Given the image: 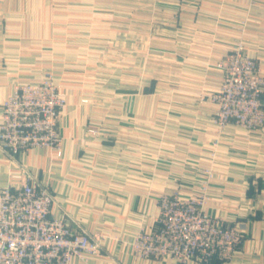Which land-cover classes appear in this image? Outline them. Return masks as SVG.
Segmentation results:
<instances>
[{"label": "crops", "instance_id": "obj_1", "mask_svg": "<svg viewBox=\"0 0 264 264\" xmlns=\"http://www.w3.org/2000/svg\"><path fill=\"white\" fill-rule=\"evenodd\" d=\"M144 3L142 7L149 6ZM157 4L163 9L158 12L173 23L165 25L184 29L162 28L157 37L164 41V55L173 57L165 69L179 74L173 112L166 117L169 127L120 128L124 138L120 144L87 139L84 109L68 106L60 122L62 155L32 148L12 156L0 147V188L21 186L26 170L49 185L52 216L77 217L100 239V253L85 260L74 257L71 264H179L175 257L136 256L130 245L133 232L144 219L154 223L159 210L154 196L171 191L174 184L185 193H200L197 170L211 167L215 176L207 209L227 223L238 224L244 239L231 259L213 257L188 264H264V127L249 131L230 122L219 133L207 98L220 87L223 73L218 63L234 36L264 71V0H158ZM20 7L26 8L27 1L0 0V123L2 100L14 86L20 80H38L27 73L35 71L32 68L6 67V72L2 66L6 55L19 60L21 40L34 38L26 31L28 19L18 15ZM17 41L19 46H13ZM26 48L23 54L32 55ZM160 102L167 103L159 101V107ZM152 135H163L160 144L154 141L155 147L149 142ZM217 135L220 143L214 147ZM210 151L217 153L216 159ZM149 152H158L157 167L151 169ZM134 164L141 165L139 175Z\"/></svg>", "mask_w": 264, "mask_h": 264}, {"label": "built area", "instance_id": "obj_2", "mask_svg": "<svg viewBox=\"0 0 264 264\" xmlns=\"http://www.w3.org/2000/svg\"><path fill=\"white\" fill-rule=\"evenodd\" d=\"M218 67L223 73L221 84L209 95L218 131L230 122L249 131L263 128L264 71L245 44L239 41ZM65 104V96L51 77L17 83L2 103L0 147L12 156L48 148L60 157L58 122ZM208 183L187 199L178 193L161 198L155 228L139 227L130 242L135 255L175 257L180 264L231 257L241 241V229L226 226L196 206L208 199ZM52 201L49 185L29 172L21 186L0 188V264H71L74 257L85 260L100 253L98 237L72 228L64 216L51 215Z\"/></svg>", "mask_w": 264, "mask_h": 264}, {"label": "rangeland", "instance_id": "obj_3", "mask_svg": "<svg viewBox=\"0 0 264 264\" xmlns=\"http://www.w3.org/2000/svg\"><path fill=\"white\" fill-rule=\"evenodd\" d=\"M14 1H27L26 8L20 7L16 10L20 17L24 15L25 19H28L26 31L34 38L21 40L22 54L17 55L19 60L16 55H6L5 64L2 66L29 67L35 71L27 73L34 75L38 80L43 77L52 78L56 88L66 98V104L59 114V134L63 111L68 106L72 109H84L87 139L97 137L121 141L124 138L120 128L141 129L145 126L153 129L157 125L169 127L166 117L173 112L172 105L175 103L174 94L178 87L179 74L165 69L164 65L169 61L171 63L173 57L164 55V41H159L157 37L162 35V28L178 32H184V29L181 25L164 24L173 23L168 22L169 20L158 12L163 10L158 8V0ZM142 1L149 6L142 7ZM233 39L230 50L238 44L236 36ZM19 42L13 43V46H19ZM27 46L33 51L32 55L23 54L28 51ZM176 57L177 60L180 59L178 55ZM21 61L30 65L25 66ZM18 62L21 64H17ZM20 83L23 82L20 80ZM162 99L167 103L160 102L159 107L158 103L163 101ZM3 101L4 99L2 103ZM144 120H149L150 124L144 125ZM152 137L149 142L155 147L157 141L160 144L163 135ZM219 143L220 137L217 135L213 138L212 145L216 147ZM117 150L119 153L118 148ZM148 155L149 169L157 167L158 152H149ZM209 155L216 159L217 153L210 151ZM140 166H132L136 168L135 175L141 172ZM25 172L27 171L25 170L24 174ZM197 172L200 190L208 181L210 188L215 176L213 168H201ZM210 175L211 180H207ZM175 193L184 197L183 199L190 195L182 190L181 185L174 184L171 191L160 192L158 196H154L158 208L161 198ZM198 199L201 200L199 197ZM208 199L196 206L204 207L207 213L223 220L226 226H238L241 229L238 224L227 223L224 218L212 214L207 209ZM61 216H64L72 228L79 227L89 232L77 217L65 213ZM154 225L155 221L151 225L144 219L137 225L136 230L141 226L153 229ZM241 233L238 247L244 239L242 229ZM236 251L231 257L222 258L231 259Z\"/></svg>", "mask_w": 264, "mask_h": 264}]
</instances>
